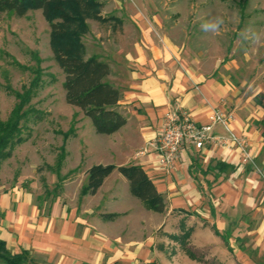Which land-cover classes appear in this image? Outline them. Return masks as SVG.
<instances>
[{"label":"crops","instance_id":"crops-1","mask_svg":"<svg viewBox=\"0 0 264 264\" xmlns=\"http://www.w3.org/2000/svg\"><path fill=\"white\" fill-rule=\"evenodd\" d=\"M124 61L119 70L110 65L107 80L120 91L126 123L93 136L87 154L98 150L99 156L88 167L140 165L163 196L164 211L146 209L116 169L80 204L39 203L14 185L0 189V239L12 253L29 251L38 264H205L169 237L190 229L189 245L209 262L264 264V87L247 93L228 76L195 71L148 28ZM176 105L198 124L208 122L213 105L232 114V128L246 139L251 158L211 143L185 145L172 167L160 168L153 153L140 151ZM214 131L224 133L218 125ZM102 213L117 216L106 220Z\"/></svg>","mask_w":264,"mask_h":264},{"label":"rangeland","instance_id":"rangeland-1","mask_svg":"<svg viewBox=\"0 0 264 264\" xmlns=\"http://www.w3.org/2000/svg\"><path fill=\"white\" fill-rule=\"evenodd\" d=\"M93 1L78 5L79 21L52 19L71 32V39L78 41L75 48L68 44L70 37L66 45L65 34L60 41L53 37L50 21L39 9L29 7L22 17L0 14V118L5 120L17 102L14 93L29 87L34 69H40L42 80L28 103L42 117L27 123V140L0 163V189L21 185L39 203L80 204L83 196L87 198L80 194L84 175L99 156L98 150L88 156V144L100 134L88 117L65 101L64 76L55 53L59 42L83 58L95 55L119 70L126 67L125 53L148 28L195 71L228 76L247 93L264 87V0ZM215 16L224 21L220 32L201 31L200 24ZM246 26L260 34L258 40L242 38Z\"/></svg>","mask_w":264,"mask_h":264},{"label":"trees","instance_id":"trees-1","mask_svg":"<svg viewBox=\"0 0 264 264\" xmlns=\"http://www.w3.org/2000/svg\"><path fill=\"white\" fill-rule=\"evenodd\" d=\"M94 3L93 0H0V14L13 12L16 16H24L29 7L39 9L50 21L53 37L60 41L65 34L67 37L71 32L63 28L62 24L52 21L53 17L61 18L65 23L72 19H81L79 4ZM68 44L75 48L78 41L72 40ZM68 40V41H70ZM55 53L63 73L62 87L64 89L65 101L77 107L83 116L91 120L94 131L97 134L109 135L126 123V118L118 109L120 91L107 80L110 74L109 63L92 55L88 58L81 57L78 53L65 48L59 42L55 45ZM35 76L30 81L29 87L23 86L22 92H15L17 102L11 109L8 117L0 118V163L11 156L13 148L27 140L28 135L24 131L28 128L30 120L41 119V112L29 106V101L35 92V88L42 83L40 69H34ZM28 105V106H26ZM26 106V107H25ZM73 126L69 128L72 131ZM67 134H65L66 137ZM57 169L61 164L58 160ZM217 164H221L218 162ZM229 168L227 164H221ZM122 174L128 181L129 192L137 198L142 205L155 212H163L165 208L164 198L157 191L154 183L148 177L140 165L128 164L115 166L114 164H93L86 170V183L82 186L80 194H94L102 185L104 179L113 170ZM56 187V186H55ZM1 215V214H0ZM117 214L102 213L101 217L106 220L114 219ZM217 233V231L215 230ZM191 230H183L179 234H171L169 237L180 244L181 249L192 259L205 264H216L205 259L204 254L193 249L188 242ZM0 264H38L29 251L22 250L12 253L6 246L4 240L0 239ZM86 264V263H85ZM149 264H156L151 262Z\"/></svg>","mask_w":264,"mask_h":264},{"label":"built area","instance_id":"built-area-1","mask_svg":"<svg viewBox=\"0 0 264 264\" xmlns=\"http://www.w3.org/2000/svg\"><path fill=\"white\" fill-rule=\"evenodd\" d=\"M207 117V123L198 124L189 111L178 105L170 108L162 118L159 135L140 153H153L157 165L162 169L173 166L185 145L202 146L211 143L228 149L235 148L244 161L251 158L246 139L237 135L232 128V114L213 105L210 106ZM216 125L223 129V134L214 131Z\"/></svg>","mask_w":264,"mask_h":264},{"label":"clouds","instance_id":"clouds-1","mask_svg":"<svg viewBox=\"0 0 264 264\" xmlns=\"http://www.w3.org/2000/svg\"><path fill=\"white\" fill-rule=\"evenodd\" d=\"M224 21L220 16H215L200 24L201 31L205 33L218 34ZM243 39L258 40L260 34L254 31L250 26H246L242 31Z\"/></svg>","mask_w":264,"mask_h":264}]
</instances>
